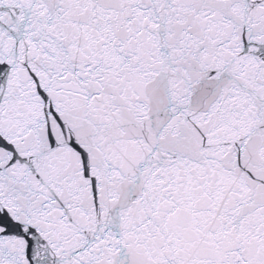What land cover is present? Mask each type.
Wrapping results in <instances>:
<instances>
[{
    "label": "snow or ice",
    "instance_id": "1",
    "mask_svg": "<svg viewBox=\"0 0 264 264\" xmlns=\"http://www.w3.org/2000/svg\"><path fill=\"white\" fill-rule=\"evenodd\" d=\"M0 264H264V0H0Z\"/></svg>",
    "mask_w": 264,
    "mask_h": 264
}]
</instances>
